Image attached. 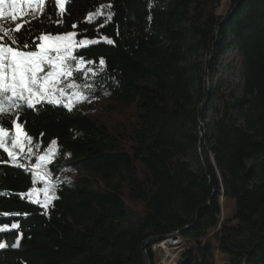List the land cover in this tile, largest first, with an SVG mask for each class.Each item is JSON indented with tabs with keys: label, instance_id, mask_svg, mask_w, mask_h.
Segmentation results:
<instances>
[{
	"label": "trees",
	"instance_id": "trees-1",
	"mask_svg": "<svg viewBox=\"0 0 264 264\" xmlns=\"http://www.w3.org/2000/svg\"><path fill=\"white\" fill-rule=\"evenodd\" d=\"M219 3L71 0L59 24L52 4L45 16H27L26 37L114 41L79 48L95 61L81 68L95 72L77 82L106 89L115 118L99 123L77 107L22 115L41 147L21 154L29 171L0 164V264H144L143 243L176 232L184 246L176 264H214L213 250L228 264H264V0H230L223 17ZM230 55L236 63L222 65ZM49 147L56 151L41 168L51 170L57 198L46 210L20 194L34 187L36 154ZM225 199L235 212L220 223Z\"/></svg>",
	"mask_w": 264,
	"mask_h": 264
},
{
	"label": "snow or ice",
	"instance_id": "snow-or-ice-1",
	"mask_svg": "<svg viewBox=\"0 0 264 264\" xmlns=\"http://www.w3.org/2000/svg\"><path fill=\"white\" fill-rule=\"evenodd\" d=\"M69 3L71 0H0V155L6 154L8 157L7 160L0 159V164L29 171L20 162L21 154L26 153V158L30 159L41 145L32 146L33 138L26 131V121L21 120L22 115L26 114V110L43 114L49 108L71 112L76 102L86 98V92L79 90L81 85L77 81L84 73L95 72L92 67L81 68L82 65H93L95 61L86 59L79 48H90L102 41L108 45L114 43L107 36L98 39H77L83 36L77 32L64 34L42 32L39 36H25V33L33 31V21L27 16L37 14L40 17L45 16L48 14V5L52 4L53 8L58 10L59 19L56 22L59 24L69 11L67 8ZM25 6L28 9L27 15ZM111 7V4L107 5L109 11L106 13V23L111 22L114 15ZM103 14V8L98 9L95 13H89L85 22H92V16L99 17ZM21 18L24 20L23 23L19 22ZM6 19L11 22L7 27L4 24ZM76 27L74 24L73 28ZM99 64L101 67L105 65L102 57ZM68 80L72 82L67 83ZM85 87L90 88L91 85ZM5 121H10L11 129L5 126ZM51 143L56 145L57 141L53 140ZM55 151L56 149L49 147L44 155L36 154L34 167L39 168L49 161ZM50 171L32 172L34 183L37 179L44 182L43 201L33 199V191L21 193V198L27 196L31 203L40 204L47 210L51 200L57 198L56 183ZM18 227V224L11 226L12 229ZM20 238L22 234L16 243L11 245L13 248L19 246ZM5 246V243H0V248Z\"/></svg>",
	"mask_w": 264,
	"mask_h": 264
},
{
	"label": "rangeland",
	"instance_id": "rangeland-1",
	"mask_svg": "<svg viewBox=\"0 0 264 264\" xmlns=\"http://www.w3.org/2000/svg\"><path fill=\"white\" fill-rule=\"evenodd\" d=\"M229 8H230V0H220V3L216 10L217 16L219 17L225 16L228 13ZM236 61L237 59L230 55L223 60L222 65L228 63L233 64L236 63ZM66 82L70 83L72 81L68 80ZM218 82H219L218 89L223 92L225 97H227L228 94L230 93L229 86H227L225 83L223 84L221 82V78L218 79ZM205 84H206V88H209V79L206 78ZM86 85H91V87L86 88L84 86L81 87L79 90L84 92L88 90L89 92H92L94 94L88 95L86 93V98H84L82 101L76 102L74 107H77V110L82 112L85 116H88L99 123H107L111 121L113 118H115L114 112L108 106L110 102L108 91L96 84H86ZM71 91H75V90H69V92ZM208 114L209 115H206V121L210 122L211 119L213 118V115L212 113H208ZM49 161H46L42 165L47 164ZM36 170L39 173H44V170L41 168V166L39 168H36ZM33 183H34V178H33ZM43 187H44V182L37 179L36 182L34 183V187L31 190L33 191V197H32L33 199H39L43 201L44 199V194L42 192ZM26 198L28 199L27 196ZM220 206H221V214H220V223H221L224 220L232 218V216L234 215L235 212L234 201L225 199L224 201L221 202L220 200ZM183 247L181 246L180 250H182ZM154 252H155L156 260H158L161 257V253L159 251H154ZM213 252L215 253L214 264H228V258L225 255H222L216 250H213Z\"/></svg>",
	"mask_w": 264,
	"mask_h": 264
},
{
	"label": "built area",
	"instance_id": "built-area-1",
	"mask_svg": "<svg viewBox=\"0 0 264 264\" xmlns=\"http://www.w3.org/2000/svg\"><path fill=\"white\" fill-rule=\"evenodd\" d=\"M174 237H170V236ZM172 235L166 236L159 242V246H154L153 251H159L161 257L157 260V264H176L180 254L183 252L182 240L179 233L176 232Z\"/></svg>",
	"mask_w": 264,
	"mask_h": 264
},
{
	"label": "water",
	"instance_id": "water-1",
	"mask_svg": "<svg viewBox=\"0 0 264 264\" xmlns=\"http://www.w3.org/2000/svg\"><path fill=\"white\" fill-rule=\"evenodd\" d=\"M170 237H174V236L172 235ZM164 238L165 237L151 239V240H148V241H146V242L143 243L142 248H141V256H142V260H143L144 264H150L149 259H148L147 255H146V247L148 245H150V244H154V243L160 242Z\"/></svg>",
	"mask_w": 264,
	"mask_h": 264
},
{
	"label": "bare ground",
	"instance_id": "bare-ground-1",
	"mask_svg": "<svg viewBox=\"0 0 264 264\" xmlns=\"http://www.w3.org/2000/svg\"><path fill=\"white\" fill-rule=\"evenodd\" d=\"M154 246H159V243H158V244H155ZM154 246H153V247H154Z\"/></svg>",
	"mask_w": 264,
	"mask_h": 264
}]
</instances>
